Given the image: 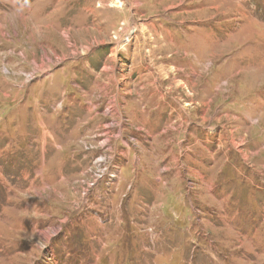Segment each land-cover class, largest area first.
Returning a JSON list of instances; mask_svg holds the SVG:
<instances>
[{"label": "rangeland", "instance_id": "rangeland-1", "mask_svg": "<svg viewBox=\"0 0 264 264\" xmlns=\"http://www.w3.org/2000/svg\"><path fill=\"white\" fill-rule=\"evenodd\" d=\"M117 2L0 0V264H264V0Z\"/></svg>", "mask_w": 264, "mask_h": 264}, {"label": "bare ground", "instance_id": "bare-ground-1", "mask_svg": "<svg viewBox=\"0 0 264 264\" xmlns=\"http://www.w3.org/2000/svg\"><path fill=\"white\" fill-rule=\"evenodd\" d=\"M117 3H120V0H118V2ZM120 5V4H119Z\"/></svg>", "mask_w": 264, "mask_h": 264}]
</instances>
